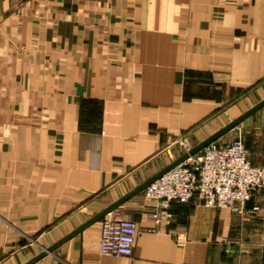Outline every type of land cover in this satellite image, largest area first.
I'll list each match as a JSON object with an SVG mask.
<instances>
[{
  "label": "crops",
  "instance_id": "1",
  "mask_svg": "<svg viewBox=\"0 0 264 264\" xmlns=\"http://www.w3.org/2000/svg\"><path fill=\"white\" fill-rule=\"evenodd\" d=\"M262 99L264 0H0V264H264V188L243 214L173 201L158 231L133 195L131 256L99 221L68 237ZM237 130L264 168V106Z\"/></svg>",
  "mask_w": 264,
  "mask_h": 264
},
{
  "label": "built area",
  "instance_id": "2",
  "mask_svg": "<svg viewBox=\"0 0 264 264\" xmlns=\"http://www.w3.org/2000/svg\"><path fill=\"white\" fill-rule=\"evenodd\" d=\"M236 127L145 187L143 195L154 206L146 213L156 223L152 231H158L162 223L171 222L173 201L225 207L235 214H243L248 209L247 201L264 188V168L251 163L240 131L230 135ZM172 145L179 148V153L173 148L167 150L171 162L189 152L195 144L189 138L179 136ZM99 223L100 254H133L139 233L135 220L125 217L121 208L116 207L107 212Z\"/></svg>",
  "mask_w": 264,
  "mask_h": 264
},
{
  "label": "water",
  "instance_id": "3",
  "mask_svg": "<svg viewBox=\"0 0 264 264\" xmlns=\"http://www.w3.org/2000/svg\"><path fill=\"white\" fill-rule=\"evenodd\" d=\"M262 106H264V99H262L261 101L257 102L255 105H253L248 110H246L245 112H243L241 115H239L238 117L234 118L229 123H227L226 125H224L220 129H218L217 131H215L213 134H211L210 136H208L206 139L200 141L199 143H196L189 150V152H185L182 155L178 156L175 160H173L168 165H166L165 167H163L162 169H160L157 173H155L154 175L148 177L145 181H143L140 185H138L133 191L129 192L125 196L121 197L117 201L113 202L112 204H110L109 206H107L106 208H104L102 211H100L94 217H92L91 219H89L88 221H86L84 224H82L78 229H76L75 231H73L71 233V235H69L68 237H70V236H72V235L80 232L86 226L91 225V224H93L96 221H99L107 212H109V211L113 210L114 208L118 207L124 201H126L128 198L132 197L133 195H135V194L143 191L145 189V187L148 186L151 182H153L155 179H157L158 177H160L164 172H166L169 169H171L172 167L178 165L180 162H182L183 160H185L189 155H193V154L199 152L201 149H203L206 145H208L212 141L217 140L218 138H220L224 134L228 133L230 130H232L233 128H235L236 126H238L244 119H246L247 117H249L250 115H252L254 112H256L257 110H259ZM253 205H254V197H251L247 201L246 207L247 208H252ZM68 237H66V238H68ZM65 239H62L60 242H62ZM55 247H56V245H53L51 247H48L47 249H44L42 252H40L38 255H36L32 259V261L39 259L41 256L45 255L48 252L53 251ZM25 264H29V263H25Z\"/></svg>",
  "mask_w": 264,
  "mask_h": 264
},
{
  "label": "rangeland",
  "instance_id": "4",
  "mask_svg": "<svg viewBox=\"0 0 264 264\" xmlns=\"http://www.w3.org/2000/svg\"><path fill=\"white\" fill-rule=\"evenodd\" d=\"M234 132H231L230 135H233ZM195 144V143H194Z\"/></svg>",
  "mask_w": 264,
  "mask_h": 264
}]
</instances>
